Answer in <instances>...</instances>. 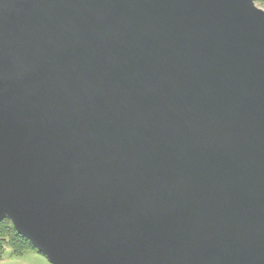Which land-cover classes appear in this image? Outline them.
<instances>
[{
    "label": "water",
    "instance_id": "water-1",
    "mask_svg": "<svg viewBox=\"0 0 264 264\" xmlns=\"http://www.w3.org/2000/svg\"><path fill=\"white\" fill-rule=\"evenodd\" d=\"M51 264H264L254 0H0V221Z\"/></svg>",
    "mask_w": 264,
    "mask_h": 264
},
{
    "label": "trees",
    "instance_id": "trees-1",
    "mask_svg": "<svg viewBox=\"0 0 264 264\" xmlns=\"http://www.w3.org/2000/svg\"><path fill=\"white\" fill-rule=\"evenodd\" d=\"M254 1L262 2L264 0ZM6 246H9L15 254H20L29 248L37 250L26 237L20 235L15 230L12 222L8 218H4L0 221V259H2L5 253Z\"/></svg>",
    "mask_w": 264,
    "mask_h": 264
},
{
    "label": "rangeland",
    "instance_id": "rangeland-1",
    "mask_svg": "<svg viewBox=\"0 0 264 264\" xmlns=\"http://www.w3.org/2000/svg\"><path fill=\"white\" fill-rule=\"evenodd\" d=\"M255 4L264 10V1H255ZM0 264H51L45 255L29 248L20 254H15L9 246L5 247V253L0 259Z\"/></svg>",
    "mask_w": 264,
    "mask_h": 264
}]
</instances>
